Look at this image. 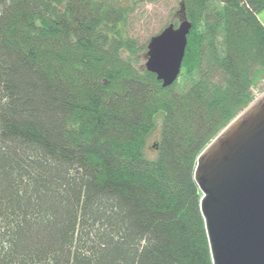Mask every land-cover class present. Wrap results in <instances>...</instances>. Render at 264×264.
Returning <instances> with one entry per match:
<instances>
[{"label": "trees", "instance_id": "16d2710c", "mask_svg": "<svg viewBox=\"0 0 264 264\" xmlns=\"http://www.w3.org/2000/svg\"><path fill=\"white\" fill-rule=\"evenodd\" d=\"M158 1L0 0V264H214L195 169L264 76V0H184L168 87L124 53Z\"/></svg>", "mask_w": 264, "mask_h": 264}, {"label": "water", "instance_id": "95a60500", "mask_svg": "<svg viewBox=\"0 0 264 264\" xmlns=\"http://www.w3.org/2000/svg\"><path fill=\"white\" fill-rule=\"evenodd\" d=\"M178 14L150 38L143 65L164 87L181 74L192 28L184 0ZM195 179L214 264H264V93L201 152Z\"/></svg>", "mask_w": 264, "mask_h": 264}, {"label": "rangeland", "instance_id": "374dc122", "mask_svg": "<svg viewBox=\"0 0 264 264\" xmlns=\"http://www.w3.org/2000/svg\"><path fill=\"white\" fill-rule=\"evenodd\" d=\"M120 1L124 2V0ZM180 1L181 0H161L153 3H129L128 7H130L129 9L131 10L128 12V18L125 21L124 29L127 35L135 41L136 55L132 54L130 51L124 53L129 54L139 65H144L146 62L145 55L148 50L147 45L150 38L159 33L166 26L168 21L176 22V25L179 23L178 10L180 8ZM258 17L264 24V10L258 13ZM253 92L255 94L254 100L263 95L264 76L255 84ZM161 115L162 114H160L159 117L157 116V128L148 139L151 143L159 139L162 120Z\"/></svg>", "mask_w": 264, "mask_h": 264}]
</instances>
